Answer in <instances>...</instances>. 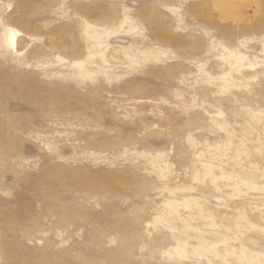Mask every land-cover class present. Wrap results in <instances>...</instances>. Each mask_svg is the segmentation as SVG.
Listing matches in <instances>:
<instances>
[{
  "label": "rangeland",
  "instance_id": "1",
  "mask_svg": "<svg viewBox=\"0 0 264 264\" xmlns=\"http://www.w3.org/2000/svg\"><path fill=\"white\" fill-rule=\"evenodd\" d=\"M0 264H264V0H0Z\"/></svg>",
  "mask_w": 264,
  "mask_h": 264
},
{
  "label": "bare ground",
  "instance_id": "2",
  "mask_svg": "<svg viewBox=\"0 0 264 264\" xmlns=\"http://www.w3.org/2000/svg\"><path fill=\"white\" fill-rule=\"evenodd\" d=\"M18 35V34H17ZM20 36V35H19ZM16 36L15 37V46L16 48H19V47H25L26 44H27V39L24 37V36ZM7 222V221H6ZM15 226V225H14ZM14 229V227H13ZM11 230V229H10ZM43 263V262H42Z\"/></svg>",
  "mask_w": 264,
  "mask_h": 264
}]
</instances>
